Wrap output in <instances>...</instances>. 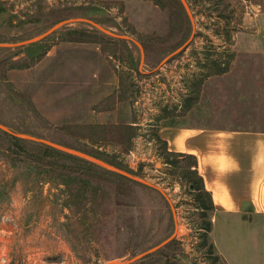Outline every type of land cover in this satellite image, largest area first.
<instances>
[{"label": "rangeland", "instance_id": "obj_1", "mask_svg": "<svg viewBox=\"0 0 264 264\" xmlns=\"http://www.w3.org/2000/svg\"><path fill=\"white\" fill-rule=\"evenodd\" d=\"M246 14L0 0V264L224 263L157 129L203 113Z\"/></svg>", "mask_w": 264, "mask_h": 264}, {"label": "crops", "instance_id": "obj_2", "mask_svg": "<svg viewBox=\"0 0 264 264\" xmlns=\"http://www.w3.org/2000/svg\"><path fill=\"white\" fill-rule=\"evenodd\" d=\"M241 1L251 15L233 38L221 88L207 92L201 115L162 124L157 135L169 152L196 157L217 255L225 264H264V0Z\"/></svg>", "mask_w": 264, "mask_h": 264}, {"label": "trees", "instance_id": "obj_3", "mask_svg": "<svg viewBox=\"0 0 264 264\" xmlns=\"http://www.w3.org/2000/svg\"><path fill=\"white\" fill-rule=\"evenodd\" d=\"M222 64V63H221ZM223 70V69H222ZM221 70V71H222ZM158 139V138H157ZM163 147L165 148L164 160L167 164L179 168L182 170L183 177L188 180V187L194 195L195 205L200 209L204 215L208 212H212L213 203L211 195L205 190L203 179L199 175L197 170V160L196 157L190 154L174 153L169 152L166 148L165 142L162 141ZM55 153H59L55 150ZM51 165V164H50ZM207 215V214H206ZM204 233L210 232L211 222H208L205 227L202 228ZM206 237V235H204ZM213 245L209 246L210 251ZM219 261V256H214V263ZM224 264V263H219Z\"/></svg>", "mask_w": 264, "mask_h": 264}]
</instances>
